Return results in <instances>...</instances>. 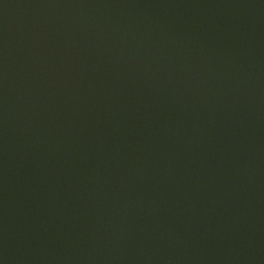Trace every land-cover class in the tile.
Segmentation results:
<instances>
[{"label":"water","instance_id":"water-1","mask_svg":"<svg viewBox=\"0 0 264 264\" xmlns=\"http://www.w3.org/2000/svg\"><path fill=\"white\" fill-rule=\"evenodd\" d=\"M0 264H264V0H0Z\"/></svg>","mask_w":264,"mask_h":264}]
</instances>
